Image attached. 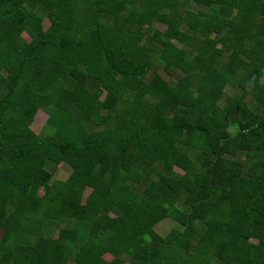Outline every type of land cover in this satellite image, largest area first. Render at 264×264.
<instances>
[{"label": "trees", "instance_id": "1", "mask_svg": "<svg viewBox=\"0 0 264 264\" xmlns=\"http://www.w3.org/2000/svg\"><path fill=\"white\" fill-rule=\"evenodd\" d=\"M0 231V264H264V0H0Z\"/></svg>", "mask_w": 264, "mask_h": 264}, {"label": "rangeland", "instance_id": "2", "mask_svg": "<svg viewBox=\"0 0 264 264\" xmlns=\"http://www.w3.org/2000/svg\"><path fill=\"white\" fill-rule=\"evenodd\" d=\"M46 26H48V22L46 21ZM158 27H160V25H157ZM26 37V39H30L29 36L27 34L24 35ZM161 73L163 75H165V78L169 79L168 75L165 74V72L161 71ZM239 95V93L235 92V89H233L232 87H228L226 90V94H225V99L228 98L229 96L233 97ZM48 119V115L46 114V112H44L43 110H40L37 113V116L35 118V121L32 125V129L36 132L39 133L41 131V129L43 128L44 124L46 123ZM177 168H175L176 170ZM178 173H183L181 170L177 169L176 170ZM71 173V169L64 164H61L59 166V168L57 169L54 178L56 180H60V181H65L69 178ZM154 179L157 178L156 175L153 176ZM178 226V228L181 229L180 223H177V221H175L174 219L168 217L162 221H160L157 225H156V230L161 234V235H166L167 233H169L170 231H172V229L176 228ZM2 231H0V237H1ZM104 258L107 260H112L113 256L109 253L104 255ZM122 264H133L131 262H129L128 260L123 262Z\"/></svg>", "mask_w": 264, "mask_h": 264}]
</instances>
